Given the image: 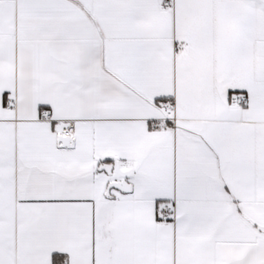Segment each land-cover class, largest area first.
Listing matches in <instances>:
<instances>
[{
    "label": "snow or ice",
    "instance_id": "snow-or-ice-1",
    "mask_svg": "<svg viewBox=\"0 0 264 264\" xmlns=\"http://www.w3.org/2000/svg\"><path fill=\"white\" fill-rule=\"evenodd\" d=\"M0 264H264V0H0Z\"/></svg>",
    "mask_w": 264,
    "mask_h": 264
}]
</instances>
